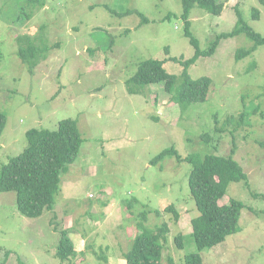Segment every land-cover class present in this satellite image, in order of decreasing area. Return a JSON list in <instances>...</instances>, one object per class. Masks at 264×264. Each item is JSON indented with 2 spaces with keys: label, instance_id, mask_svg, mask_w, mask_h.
Listing matches in <instances>:
<instances>
[{
  "label": "rangeland",
  "instance_id": "1",
  "mask_svg": "<svg viewBox=\"0 0 264 264\" xmlns=\"http://www.w3.org/2000/svg\"><path fill=\"white\" fill-rule=\"evenodd\" d=\"M35 1L0 0V112L6 115L0 169L24 152L33 129L57 131L61 121L73 119L84 142L62 176L52 211L27 218L18 210L16 193L0 192V264H63L56 255L63 231L77 252L65 264H127L125 254L140 223L152 233L169 224L160 264H170V259L186 264L187 256L197 253L192 165L176 157L151 164L171 147L183 159L190 154L229 157L234 151L232 157L248 176L231 183L220 201L243 203L238 232L203 251V264H264V197L254 196L264 195V45L238 60L239 51L254 45L242 34L222 38L212 56H200L188 73L192 79L211 78L210 93L206 102L183 113L164 84L147 88L148 98L128 94L126 85L146 60L165 61L166 71L179 76L182 63L195 56L185 35L182 0H47L32 14ZM219 1L225 5L220 16L200 7L190 13V30L201 50L231 33L239 16L264 37L261 0ZM254 9L261 13L259 19H254ZM43 26L53 50L32 73L17 55L16 39L40 36ZM255 106L257 112L251 110ZM243 112L248 116L238 131H215L232 115L238 121ZM171 205L178 220L167 211ZM180 234L183 250L175 242Z\"/></svg>",
  "mask_w": 264,
  "mask_h": 264
},
{
  "label": "trees",
  "instance_id": "2",
  "mask_svg": "<svg viewBox=\"0 0 264 264\" xmlns=\"http://www.w3.org/2000/svg\"><path fill=\"white\" fill-rule=\"evenodd\" d=\"M264 5V0H261ZM47 5V0H36L35 9ZM183 15L185 20V35L190 39L192 46L196 48L195 56L183 62L184 70L177 76L169 74L164 68L165 61L146 60L138 66L136 74L127 82L128 94L142 95L148 98L147 88L164 84L166 92L172 95V102L179 105L183 113L189 111L194 104L206 102L212 80L209 77L192 79L188 73L191 64L200 57L212 56L222 38L246 35L254 45L246 50L237 53V59L251 56L260 46L264 45V37L256 33L242 18L239 20L231 33L220 35L208 50H201L198 40L192 34L191 22L188 20L191 11L195 7H200L213 16H220L225 8L223 2L219 0H182ZM238 8V7H237ZM239 10H237L238 12ZM129 14V13H128ZM258 9H254V19L260 18ZM142 16V15H141ZM31 19V15L28 16ZM147 18H143V23ZM45 26L42 27L40 36H20L16 39L19 45L17 55L27 65L30 72L39 66L40 62L47 60L51 50L47 35L44 33ZM79 31V28L78 30ZM94 52V51H92ZM179 62L177 58L171 59ZM256 63H252L250 69H254ZM155 103L157 96L150 95ZM249 109V108H248ZM251 110L257 112L259 107ZM243 111H247L244 107ZM248 113L243 112L237 121L233 117H228L223 128H217V132H222L227 127L231 134L238 131L240 125L245 122ZM215 123L219 125L218 116ZM6 126V115L0 112V137ZM28 146L23 153L11 159L0 169V192L17 194V207L19 212L30 219L41 217L45 211H52L61 191V181L63 174L67 173L69 167L74 164L79 156L84 139L78 126V122L73 119H66L59 123L57 131L51 130H30L27 133ZM209 140L208 134L202 135V140ZM220 157L209 154L204 157L198 154H190L184 158L175 147L168 148L158 154L151 164L156 166L168 157H176L180 162H187L192 165L189 176V188L194 200L199 216L192 220V236L195 240L197 253L187 256L186 264H203L201 253L210 250L221 243L227 237L238 232L240 214L244 208L243 203L231 200L230 204H221L220 201L226 196L231 183L245 182L248 176L243 171L241 165L232 157ZM255 197H264L261 194H254ZM167 211L175 214L178 220L179 213L174 205L169 206ZM158 215L160 212L157 213ZM146 221L148 212L143 214ZM139 235L136 237L132 249L125 254L127 264H160L164 250L171 234L170 226L164 223L157 227L155 231L148 230L143 223L139 224ZM178 249L184 248V237L177 235L175 240ZM9 255V254H8ZM57 258L61 263H72L77 257L74 244L68 231L61 234L60 245ZM170 264H175L170 259Z\"/></svg>",
  "mask_w": 264,
  "mask_h": 264
}]
</instances>
